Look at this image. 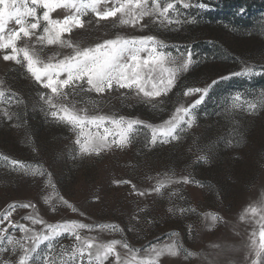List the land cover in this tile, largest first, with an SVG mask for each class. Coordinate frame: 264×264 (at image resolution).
<instances>
[{
	"label": "rangeland",
	"instance_id": "rangeland-1",
	"mask_svg": "<svg viewBox=\"0 0 264 264\" xmlns=\"http://www.w3.org/2000/svg\"><path fill=\"white\" fill-rule=\"evenodd\" d=\"M257 1L187 0L194 6L183 9L176 5L181 15L173 18L181 23L162 24L146 17L141 21L147 25L143 28L120 25L118 18L97 24L95 16L89 13L83 19L91 23L74 30L72 39L81 41L83 46L118 34L153 35L164 41L168 45L166 50L174 55L179 54L177 49L185 54L188 50L193 53L194 63L189 71L179 77L172 92L157 101L145 102L134 93L119 89L104 97L88 94L100 100L99 111L104 113L160 126L176 107H187L199 97L200 94L185 97L186 88H204L217 81L195 109L194 125L191 128L182 125L185 131L180 133V139L168 143L158 140L155 145L149 144L150 129L138 125L131 145L123 150L100 156L77 155L76 132L51 118L40 100L39 94L48 90L36 84L22 64L0 58V91L5 93L0 98V218L11 210L8 205L28 203L35 205V210L17 206L11 216L13 222L39 230L41 225H31L24 219L33 214L46 223L65 220L92 225L112 223L122 231L82 230V234L98 235L105 242L126 241L138 250V256H144L145 250L153 245L159 247L173 241L194 254L187 256L182 251L177 257L165 255L159 264H251L244 245L252 231L258 233L259 216L264 213L258 211L252 217L244 210L264 205V106H261L264 89L244 88L232 85V81L253 82L264 78V9ZM224 2L228 6L227 14L212 20L211 13H216L217 5ZM201 3L206 7L196 6ZM67 14L69 10L58 9L52 15L62 19ZM233 14L244 17L245 21L236 24ZM10 27H15L14 22ZM18 46L23 45L18 42ZM56 51L66 54L69 50L48 47L41 55L46 58ZM247 67L260 74L232 75L243 73ZM236 94L242 97L239 102L242 107L233 110L230 104ZM249 103L257 107L249 109ZM201 155L207 157V162L199 160ZM12 160L33 168L38 166L44 176L25 174L12 165ZM49 173L54 189L47 183ZM165 174L181 182L168 185L163 194L152 192L156 181ZM184 176L189 177L190 183L182 182ZM125 180L131 183H114ZM132 184L149 194L143 197L133 194ZM49 195L55 210L44 202ZM60 196L77 211L60 205L57 202ZM169 208L174 211L169 212ZM180 208L186 211L181 213ZM208 213H217L222 220L211 226V221L205 219ZM242 214L244 221L240 220ZM6 226L7 222L0 224ZM7 234L17 238L22 235L17 228H9ZM75 243L68 234L53 242L51 255L57 258V264L63 251L60 246L70 251ZM117 250L122 254L127 252L120 246ZM39 251L41 256L49 254L46 242ZM2 258L18 257L6 252ZM110 259L114 261V257Z\"/></svg>",
	"mask_w": 264,
	"mask_h": 264
},
{
	"label": "snow or ice",
	"instance_id": "snow-or-ice-1",
	"mask_svg": "<svg viewBox=\"0 0 264 264\" xmlns=\"http://www.w3.org/2000/svg\"><path fill=\"white\" fill-rule=\"evenodd\" d=\"M177 4L183 9L194 6L187 0H171L165 3L161 0H0V52L3 53L0 58L5 62L22 64L35 83L48 90V93L39 94L40 100L47 106V114L51 118L76 132L74 143L78 147L77 155L81 157L100 156L108 151L129 147L138 125L150 129L151 137L148 143L151 145H155L158 140L162 143L177 141L180 139V133L185 131L182 125H187V128L194 125L195 109L204 102L210 88L217 81H212V84L204 88H186L183 93L185 97L200 94L199 97L187 107H176L173 115L160 126L145 125L138 119L99 111L100 100L88 94L94 93L96 97H104L119 89L132 92L137 99L145 102L157 101L172 92L179 77L189 71L194 63L191 50L185 54L177 49L179 54L174 55L172 51L166 50L168 45L164 41L153 35L118 34L90 46H83L81 41L72 39L74 30L84 29L91 23L83 19L89 13L95 16L97 24L110 18H118L120 25L133 28L139 25L143 28L147 25L141 24V21L146 17L162 24H179L181 21L173 18L181 15ZM196 6L206 7L203 3ZM58 9L69 10V14L64 15L62 19L53 18L52 14ZM12 22L15 27H10ZM18 42L23 46H18ZM48 47L69 51L66 54L56 51L45 58L41 54ZM258 74L260 73L255 72L252 67H247L243 73L236 72L232 75ZM4 95V91H0V98ZM124 95L122 92L121 98H124ZM241 99L240 94H236L231 100V109L241 108ZM261 106H264V93H261ZM256 107L254 103L248 104L249 109L254 110ZM5 115L11 119V115ZM199 160L207 162V157L201 155ZM11 163L25 174L30 172L32 175L44 176L38 166L33 168L17 160H12ZM48 176L47 183L54 189L51 174ZM180 182L165 174L156 181L151 191L163 194L162 190L168 185ZM182 182L190 183L189 177H182ZM114 183L131 182L125 180ZM132 192L141 197L149 194L147 191H140L134 184ZM44 202L52 205L55 210L56 205L52 203L50 195L44 198ZM57 202L73 212L77 211L62 196ZM17 206L35 210V205L13 203L8 205L11 210L2 214L0 224L7 222V226L0 227V243L4 245L0 247V264H36L37 261H42V264H57V258L53 257L51 252L54 250L53 242L63 234L74 237L76 243L70 251L64 249L63 245L60 246L63 251L59 256V264H77L78 261L79 264H85V261L86 264H159L165 255L177 257L182 251L187 256L194 255L183 249L180 243L173 241L159 247L153 245L145 250L144 256H138V250L132 249L126 241L113 239L105 242L98 235L82 234V230H95L100 233L122 231L118 225L112 223L92 225L76 220L46 223L38 215H26L24 219L30 221L31 225H41L37 230L35 227L11 220ZM168 211L173 212L174 209L169 208ZM179 211L183 213L186 209L180 208ZM191 211L195 212V209ZM258 211L264 213V205L259 209L249 207L244 210L245 213L250 212L252 217H256ZM205 219L210 220L211 226H214L222 217L217 213H208L205 214ZM240 220H245L244 214L240 216ZM258 224V233L252 231L249 241L244 245L251 264H264V214L259 216ZM9 228H17L22 235L17 238L7 234ZM45 242L49 254L41 256L39 249ZM117 246L127 252L122 254L117 250ZM6 252L18 258L3 259V253ZM110 257H114V261Z\"/></svg>",
	"mask_w": 264,
	"mask_h": 264
},
{
	"label": "trees",
	"instance_id": "trees-1",
	"mask_svg": "<svg viewBox=\"0 0 264 264\" xmlns=\"http://www.w3.org/2000/svg\"><path fill=\"white\" fill-rule=\"evenodd\" d=\"M257 2H258L257 4L260 7H262V9H264V0H258ZM226 4L227 3L224 2L222 5H217L218 7L216 9V13H211V15L214 16V17H212V18L210 17V18L212 20H215L218 17V15L219 16H223L224 14H227L228 6ZM247 11H249L248 8H247ZM231 16H233L232 18H233V20H235L236 24H239V23L245 21L244 17L236 16L234 14L231 15ZM232 85H239V86H242L244 88H246V87L248 88L250 86H254V88H257V90L264 89V78L256 79L253 82H248L246 80H240V81H235V82L232 81Z\"/></svg>",
	"mask_w": 264,
	"mask_h": 264
}]
</instances>
